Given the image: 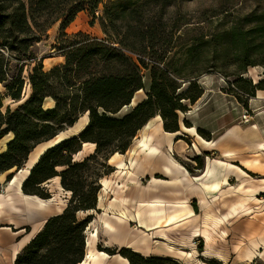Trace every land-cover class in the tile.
<instances>
[{
    "label": "trees",
    "instance_id": "obj_1",
    "mask_svg": "<svg viewBox=\"0 0 264 264\" xmlns=\"http://www.w3.org/2000/svg\"><path fill=\"white\" fill-rule=\"evenodd\" d=\"M101 2L103 0H0V83L5 84L14 100H21L24 85V66L19 63L36 62L29 76L31 96L14 110L8 107L6 113L2 111L0 98V141L10 132L14 134L7 149L0 152V174L23 168L37 146L55 139L83 115H89L85 129L78 136L48 148L24 181L25 194L50 199L52 193L45 183L60 177L62 187L71 192V197L64 211L46 221L14 264L83 262L87 228L93 216L79 218L78 214L98 210L101 180L115 171L109 163L111 157L115 153H126L138 131L158 114L165 131H180L179 111L187 109L185 101L195 103L202 97L204 90L198 80L206 71L225 73L232 67V74L239 77L249 66H264V11L246 16L245 24H233L209 36L195 38L186 47L179 68L167 63L162 66V57L151 56L154 42L166 29L163 20L167 13L164 9L170 6L168 0L106 3L100 20L107 39L82 31L66 32L81 11L91 10L96 17ZM158 5L160 8L155 10L153 6ZM58 22L61 33L53 45V53L64 57L65 62L44 70L42 60L37 62L32 47L47 37L50 28ZM143 55L149 56V62ZM12 61H16L14 72ZM196 68L200 69L198 73H195ZM236 81L249 97L264 90V79L255 85L244 77ZM186 82L188 88L183 86ZM144 89L147 98L132 106L135 94ZM48 99L55 104L46 107ZM126 107L130 110L120 116ZM198 130L211 138L208 132ZM85 143L95 144V150L75 160ZM99 249L110 255L120 254L130 264H186L174 257L143 255L127 247L99 245ZM211 264L223 263L213 261Z\"/></svg>",
    "mask_w": 264,
    "mask_h": 264
},
{
    "label": "rangeland",
    "instance_id": "obj_2",
    "mask_svg": "<svg viewBox=\"0 0 264 264\" xmlns=\"http://www.w3.org/2000/svg\"><path fill=\"white\" fill-rule=\"evenodd\" d=\"M112 0H103L100 3L99 7L96 9V17L93 16L91 10H83L78 15L75 21L66 29V32L69 34L77 32H87L94 37L100 39H107V35L103 31L102 22L100 17L104 13L105 4L109 3ZM170 6L166 7L164 10L167 12L165 15L166 29L165 33L160 34V38L154 42V47L152 48V58L159 59L162 57V66L164 64H170L172 66H178L181 68L182 55L186 47L193 42V40L201 35L209 36L217 31L227 29L233 24H245V17L253 14L255 12L260 13L264 11V0H168ZM158 6H153L155 10L160 8ZM163 26V27H165ZM61 30L60 25L55 24L48 31V36L43 38L42 41L36 43L32 50L37 56V62L42 60L44 65V70H49L59 63L65 62V58H60V56H55L53 53V45L57 43V39L60 36ZM173 34V35H172ZM8 54V53H7ZM144 56V55H143ZM136 58V55H134ZM147 55L144 58L149 62ZM151 59V57H150ZM13 66V72L15 71L16 61L11 62ZM24 66L23 77L24 85L22 89V98L19 101H16L12 98L10 91L7 89L5 84L0 83V98L3 102L2 111L6 113L8 107H11L13 110L18 108L23 104L32 94V85L30 82V74L36 66V62L22 61L19 63V66ZM183 72L184 71V68ZM196 72H199V68H196ZM212 70V68H210ZM234 69L228 67L226 69L227 74L219 70L206 71L205 73L199 76L198 83L201 88L204 90L202 97L195 103L190 101H185L187 104V109L184 111H179L180 121H181V132L183 136H180L179 143L180 146L170 148L169 146L163 147L162 150L166 155H172L177 161L186 167L188 172V180H193L196 184L204 187L209 193V190L217 191L218 186L209 182L211 178L208 175H205L203 179H199V176L202 174L201 169L207 165H212L216 168H223L227 163H233L240 166L245 171H247L251 177H253L252 184L255 185V188L259 194H256L257 197L264 199V169H257L254 166L246 169L240 163L248 160L250 162L259 161L264 165V149L260 148L261 145H264V90H258L254 96L249 97L245 91L243 92L237 81L239 77H244L252 81L255 85L264 79V66L261 64L255 66H249L243 74L237 75L232 74ZM13 76V74H11ZM146 88H149L150 80L147 77L145 79ZM183 86L188 88V83H184ZM147 90H140L135 94L134 103L132 106H136L143 99L147 98ZM55 102L52 99H48L45 102L46 107L53 106ZM130 110V107H126L119 115H123ZM88 114L83 115L81 118H86ZM244 115H248L249 121L243 119ZM157 119H154L156 123ZM223 120V121H222ZM222 122V123H221ZM220 131H223L227 128H232L231 134L233 138L237 140L241 138H246V142L243 144L237 143L236 147L233 149L237 153L234 157H225L218 151H211V147H205V145L198 147L195 144L197 138L204 143L201 139L210 141L208 138L203 136L198 129H202L205 132H208L211 136L214 134L211 133L214 128L224 125ZM157 127L153 125V129ZM186 127H194L195 129L188 130ZM73 129V128H71ZM69 129V130H71ZM138 135V134H137ZM250 135L251 137H247ZM14 138V134L10 132L0 141V152H3L4 149H7L9 142ZM134 141V140H133ZM206 144V143H204ZM196 146V149L193 148ZM211 146V145H210ZM132 152L121 153L123 156L118 157L112 164H117L120 160H123L125 167H122L121 172L114 173V171L106 176H103L102 179H106L110 182L111 186L121 181H130L132 184L140 182L144 184V187H149L151 183L154 182V178L159 179H169L161 170H156L155 172L150 173V177H146L145 174H136V169L132 168L131 161L133 159H139L143 156L145 151L139 149L137 144H133ZM93 152L92 146L85 147L82 152H79L75 155V160H81L84 157L90 155ZM171 153V154H170ZM159 159L153 160L158 163ZM142 160H140L141 162ZM156 163V164H157ZM202 168H199L200 166ZM113 166V165H112ZM124 170L128 171L129 176L122 173ZM132 172V174H130ZM102 181V180H101ZM235 187H239V182L236 180L231 181ZM187 187V186H186ZM191 187V186H189ZM46 188L55 195V200L52 202L53 210L51 212H59L61 209L65 208L68 205L66 191L60 187V184L57 181L52 180L47 183ZM142 190V187H139ZM186 189V188H185ZM188 190V188H187ZM193 190L189 188V191ZM220 193V191H218ZM213 192L209 193V196H212ZM261 193V194H260ZM71 195V194H70ZM70 199V198H69ZM105 203L109 205L114 198L107 193L104 194ZM122 200V198H119ZM184 200L188 201L190 207H192L195 212L198 214V217L189 218L187 221L188 224L180 225L177 228L179 230L171 235V238L174 240L173 243L168 242V240L158 236L157 230L146 231L145 229L139 227L136 222H121L128 227V231L125 232H116L114 235L109 236V242L117 243L122 245L125 243H132L137 245L141 241L149 240V245L147 248H138L141 249V252L146 254H171L174 258L186 264H211V262H221L223 264H264V260L257 258L254 260H249L234 249V246L229 245V241L233 237L229 238L227 244H223L221 240L222 237H218L216 247L211 249L210 246L206 243V238L203 236H193L191 234V229L194 224L200 225L204 221V204L201 203V199L196 195L189 194V197ZM144 201H140L139 206H135L136 212H140L142 215L146 213L145 208L140 205ZM146 202V201H145ZM117 209L123 208L122 205L117 203L115 205ZM255 213L247 217L243 223L250 224L253 221L259 220L264 217V202L259 205H255ZM259 206V207H258ZM93 220L91 222H96L97 228H100L105 219L115 223L118 222L113 215L101 211L95 210L91 211ZM87 213H79V218L86 217ZM103 216V221L101 217ZM187 216V215H186ZM47 217V214L45 215ZM98 218V219H97ZM49 219V218H48ZM195 222V223H194ZM38 223V222H37ZM43 220L37 224L33 223L27 225L26 227L16 230L11 229L9 231H0V238H8L9 232L12 234V231L18 232L13 239L14 243L20 241L21 239L26 241L32 237L40 228L44 227ZM46 223V222H45ZM4 225V224H0ZM90 225V224H89ZM36 226V227H35ZM38 227V228H37ZM37 228V229H36ZM103 231L106 233L107 228L103 226ZM96 229L93 227V230ZM173 229V228H172ZM91 230V231H93ZM22 232V233H21ZM232 232L230 231V234ZM96 234V231H95ZM105 237L103 236V240ZM172 246L173 248H171ZM129 247V246H128ZM119 248V247H118ZM133 248H135L133 246ZM211 252H210V251ZM213 251V253H212ZM235 251V253H234ZM212 254H210V253ZM264 252V250H263ZM214 254V255H213Z\"/></svg>",
    "mask_w": 264,
    "mask_h": 264
},
{
    "label": "bare ground",
    "instance_id": "obj_3",
    "mask_svg": "<svg viewBox=\"0 0 264 264\" xmlns=\"http://www.w3.org/2000/svg\"><path fill=\"white\" fill-rule=\"evenodd\" d=\"M57 24L60 25V22H58ZM134 99L132 101V104L134 103ZM155 117L160 120V123L162 122L161 116L159 114ZM88 122L89 119L87 116L86 118H81L76 123V126L73 129L67 132H62L58 135L57 138L48 142H44L37 146L31 152L28 165L30 167H34V165L39 161L40 157L48 148L51 147V145H56L61 141L67 139L72 134L79 132L83 127L88 125ZM153 125L154 120L152 118L151 121L145 124L143 128L138 131V135L134 139L135 143L142 151H146L148 155L159 159L158 163L154 162L151 167L159 169L163 171L165 175L169 176L174 174L176 168L188 172L186 167L179 161H177L172 155H166L158 145L153 143L154 140H158V132L160 131L159 127L153 129ZM186 128L188 130L193 129L191 127ZM202 140L205 143L207 142L205 139ZM87 146H92L93 151L96 148L95 144L93 143H85L84 148ZM260 148L263 150L264 145H261ZM128 151L132 152L133 148H129ZM235 155V152H228L225 154V156L229 158L234 157ZM121 156V154L115 153L111 157L110 162H113ZM242 164L249 167L254 166L257 169H264V165H262L259 161L250 162L248 160H245L242 162ZM117 166L122 168L126 165L123 160H120L119 162H117ZM225 172V176L222 178L223 185L220 189H218L220 193H218V195L214 198H210L211 196L206 194L204 195L203 201H201V203L204 204V221L200 225L194 224L192 226L194 228L191 229V234L193 236L205 237L206 243L210 246L211 249L216 247V243L219 244V242L217 241L218 237H222L223 240L221 241L223 242V244H227V241L229 240L231 235H233V237L229 241V245L234 246V249L237 253L249 260H254L257 258L264 260V217L247 225L243 223L244 219L255 213V205H259L260 203L264 202V199L256 196V194L259 193L257 192L255 186L251 185V181L253 180V178L247 173V171L237 165L230 163L227 165V169ZM27 173L28 171L27 169H25L15 180V183L18 185L19 190V187ZM3 174L4 173L0 174V178L3 176ZM210 174L212 175V171L210 172ZM234 175L240 182V186L237 188L232 185L230 183V180L228 179L229 176ZM54 180L57 179L55 178ZM154 181L165 184L163 187H161V189L164 190L166 197L163 198L161 196H158L156 193L155 198L149 199L146 202L140 204L141 206H143V208H148L149 212L147 213V215L153 217L154 221L150 224L146 221L144 216L139 211L136 212V210L134 209L135 206L132 207L129 205L128 198H124L123 200L114 198L112 200L114 201V203H111L109 205L106 204L104 210L106 211V213L113 215L112 217H114L118 222H136L140 227L146 229V231L158 230L159 237L168 240V242L170 243H173L174 240L171 238V235L175 234L179 230V228L177 227L180 225L188 224L189 221L187 220L189 218L198 217V214L192 207H190L187 200H180L174 195V193H172L173 191L171 190H176V187H178V180L171 179L167 181L159 178H154ZM108 186L109 181L103 179V193L108 192ZM216 186H218V183L216 184ZM179 191L180 190H177V194H180ZM166 192H168V194ZM103 193L99 202L100 206H102V204L104 203ZM191 193H195V190L189 191V194ZM174 197L177 200H174ZM38 200L44 204V201L40 199ZM6 201L7 200L4 199L3 196L0 197V217L4 210H6ZM117 203L122 205L123 208H121L120 210L117 209L115 206ZM7 204H14L13 200H11L10 198V200L7 201ZM245 221L246 220H244V222ZM103 226L110 231H114L115 229L114 223L109 221L108 219H105V221H103ZM93 227H95L96 229L93 230ZM96 230V222H91L87 228L88 259L82 264H91L90 262L96 259L97 253L92 249L93 239L96 236ZM230 231L232 232L231 234ZM148 245L149 240L141 241L137 245H133L135 248H133L132 245H128V248H131L137 252H141V249L138 248H147ZM19 246L20 245L15 247L12 251H0V256H4L3 258L7 260H13L19 250ZM170 247L173 248L172 246ZM100 254L102 256L104 255L105 257L108 256L107 253L101 252ZM119 258L124 262V264H129V260L127 258H124L122 256H119Z\"/></svg>",
    "mask_w": 264,
    "mask_h": 264
},
{
    "label": "crops",
    "instance_id": "obj_4",
    "mask_svg": "<svg viewBox=\"0 0 264 264\" xmlns=\"http://www.w3.org/2000/svg\"><path fill=\"white\" fill-rule=\"evenodd\" d=\"M60 58H63V57H60ZM87 117L89 119V115H87ZM154 119H157L156 120L157 122L154 123V126H155V124H157V127L160 128V131L158 132V135H159L158 140L159 141L154 140L153 143L158 145L161 149L163 147H166V146H169L171 148L172 145H173V147H175L177 149V147L180 146V143L178 141L180 139L179 137L183 136L181 130L178 132H167L164 129L162 117H161V119H162L161 123L162 124L160 123V120L158 118L154 117L153 120ZM75 126H76V124L71 128H74ZM224 126H225V124L222 126L214 128L213 131L211 132L214 135L211 136V138L209 139L210 141L206 140L207 141L206 144H204L205 142L202 143L197 138V142H195L194 145H196L197 147H198V145L199 146L205 145V147H211L210 148L211 151H214V150L218 151L224 156L228 152H234L233 149L236 147V144L237 143L243 144L244 142H246V138H241L239 140H237L236 138H233V136L230 132V131H232V128H227L223 131H220L221 128H223ZM85 127H83L79 131V134L81 133V131L83 129H85ZM71 128H69V129H71ZM191 128L195 129L194 127H191ZM69 129L66 131H63V132H67V131H69ZM79 134H72L68 138L73 137V136H78ZM247 137H251V136L248 135ZM201 139H203V138H201ZM261 139H264V138L261 137ZM197 143H198V145H197ZM133 144H136L135 140L133 141L130 149L132 148ZM196 146H194L193 148L196 149ZM83 149H84V147H83ZM119 154H121V153H119ZM30 155H29V158H28V160H27V162L23 168H21V169L14 168L13 170L7 171L0 178V197L3 196L4 199H6L7 201L10 200V198H11V200H13V203H14V204H7V201H6V210H4V212L2 213V215L0 217V224H4V225H0V231H2V230L3 231H9L12 228L16 229V230H20V229L26 227L27 225H30L33 223L34 224L36 223L38 226V223H40V221H42V220L44 222L43 224H45V222L48 220V218L62 213L64 211V209L66 208L65 207V208L61 209V211H59V212H51L50 213L51 208L53 210L52 202L55 200V195L53 192H51V190H50V192L52 193V198H50V199H42L38 196L27 195L23 192V183L27 179V177L29 176V174L31 172V169L33 168L32 166L30 167L28 165ZM236 155H237V153H236ZM139 156H143V157H141L139 159H133L131 161L132 168L136 169V172H135L136 174H138V175L142 174L143 175V174H145L144 172H146L147 173V174H145L146 177H150L151 172H153V171L155 172L156 170H159V169H155V168L151 167V165L154 164L153 160H155L156 158H154L151 155H148L146 151L144 152L143 155L141 154ZM140 160H142V161L140 162ZM240 163L243 167H245L246 169H249V167L242 164L241 161H240ZM228 164H230V163H227L223 168H216V167L209 164L206 167H203L201 169L202 174L199 176V179H203L205 177V175H208V177L211 178V180H209V182L213 181L212 184L218 183L217 191L209 190V193L213 192L212 194H214L210 198H214L215 196L218 195V193H219L218 189H220L223 185L222 178L225 176V173H226L225 171L227 169ZM112 165L115 167L114 173H116V172L118 173L119 171L121 172V170H122L121 167L117 166V164H112ZM27 167H30V168H27ZM25 169H27L28 173L25 176V178L23 179V181L19 187L20 188V190H19L18 185L15 183V180L20 175V173L22 171H24ZM211 171H212V175L210 174ZM122 173L127 175L128 171L124 170V172L122 171ZM130 174H132V172H130ZM188 174H190V173L185 172L182 169L176 168L174 174H172L170 176L165 175V174L164 175L167 176V178H169L168 180L176 179L179 181L177 183L178 187H176V190H171V191H173L172 193H174V195L177 198H179L180 200H184V199H186V197L188 198L189 197V188H192L193 190H195V193H191V194L196 195L197 197H199V199H201L200 201H203L204 195L205 194L209 195V193L206 190H204L202 183H201V185H199V184H196L198 182L195 183L193 180H188ZM9 176H11V179H9ZM127 176H129V174ZM55 178L57 180H54ZM55 178L46 182L45 186L47 185V183L54 180L60 184V187L63 189V191H66L61 185V178L60 177H55ZM228 179L230 180V183L233 180H236L239 182V180L237 179V177L235 175L229 176ZM163 180H167V179H163ZM253 180L251 181V185H254V184H252ZM132 183L133 182H131V180L130 181L124 180V181L116 183L117 185L114 184L113 186H111V184L109 182L108 192H106V193L109 194L111 196V198H122V200L124 198H128L129 199V205L132 207L133 206H139L138 202H140L141 200L145 202L149 199L155 198L156 193L158 196H161L163 198L166 197L164 190L161 189V187H163L165 184H161V182L154 181L147 188L144 187L143 183L142 184H140V182H137L136 184H132ZM140 186L142 187V190H140V188H139ZM189 186H191V187H189ZM239 186H240V182H239ZM187 188H188V190H187ZM249 188H250V186H249ZM177 190H180L179 191L180 194H177L178 193ZM260 192H264V191L262 190ZM102 193H103V179H102V189L99 193L98 206H97L98 210L101 211L103 214L104 212H106L104 210V207L106 206V203H105L106 201L104 199V203L102 204V206L99 205ZM166 193L168 194V192H166ZM66 194H67L66 197H67V202H68L69 198L71 197V195H70L71 192L66 191ZM104 194H105V192L103 193V197H104ZM38 199L44 201V204L42 202H40ZM174 200H177V199L174 197ZM111 203H114V201H111ZM145 210H146V213L143 214V216L146 219V221L150 224L151 222L154 221L153 217H150L147 215V213L149 212L148 208H145ZM91 211H95V210H91ZM91 211H87L84 213H87L86 216L92 215V214H90V213H92ZM79 213H83V211L79 212ZM46 214H47V217H45ZM31 217H32V220H31ZM33 218H34V220H33ZM101 221H103V216L101 217ZM114 225H115L114 231H110L107 229L106 233L103 231V229H104L103 224L100 228H97L96 236L94 237L93 244H92V249L94 251H96L97 255H96V259L94 261L90 262L91 264H124V262L119 258V256H121L120 254L110 255L107 252L99 249V245H102L104 248H118L119 247V249H121L122 247L128 248V245H132L131 242L128 243L127 245H125V243L120 245L117 243L109 242V236L110 235H112V234L114 235L116 232L128 231V227H126V225L122 224L121 222L115 221ZM40 228L41 227H39L38 231L32 237H30L29 239H26V241L21 239L20 241H16V243H14L13 239L16 235H18V232H14V231H12V234L9 232V235H13V236H8V238H5V239L0 238V251H2V250L3 251H12L15 247L20 245L19 250H18V252H17V254L13 260H11V259L7 260V259L3 258L4 256H0V264H14L18 254L36 236V234L40 231ZM141 228H143V227H141ZM149 231H151V230H149ZM103 236L105 237L104 240H103ZM22 243H24V244H22ZM101 252L107 253L108 256L107 257H105L104 255L102 256L100 254ZM139 253H141L143 255H151V254H146L143 252H139ZM154 255L174 257L171 254H154ZM87 259H88V235H87L86 257L83 260V262H81L79 264L86 262Z\"/></svg>",
    "mask_w": 264,
    "mask_h": 264
},
{
    "label": "built area",
    "instance_id": "obj_5",
    "mask_svg": "<svg viewBox=\"0 0 264 264\" xmlns=\"http://www.w3.org/2000/svg\"><path fill=\"white\" fill-rule=\"evenodd\" d=\"M243 119H244L245 121H249V117H248V115H244V116H243Z\"/></svg>",
    "mask_w": 264,
    "mask_h": 264
},
{
    "label": "water",
    "instance_id": "obj_6",
    "mask_svg": "<svg viewBox=\"0 0 264 264\" xmlns=\"http://www.w3.org/2000/svg\"><path fill=\"white\" fill-rule=\"evenodd\" d=\"M75 134H79V132L75 133ZM52 146V145H51ZM54 146V145H53Z\"/></svg>",
    "mask_w": 264,
    "mask_h": 264
}]
</instances>
